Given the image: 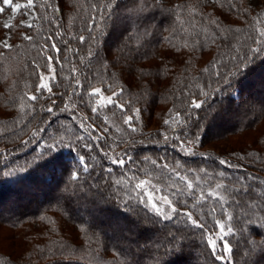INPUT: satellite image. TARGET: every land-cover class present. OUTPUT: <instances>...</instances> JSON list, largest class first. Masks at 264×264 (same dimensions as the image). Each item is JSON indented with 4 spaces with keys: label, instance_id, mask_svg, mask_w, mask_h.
Listing matches in <instances>:
<instances>
[{
    "label": "trees",
    "instance_id": "obj_1",
    "mask_svg": "<svg viewBox=\"0 0 264 264\" xmlns=\"http://www.w3.org/2000/svg\"><path fill=\"white\" fill-rule=\"evenodd\" d=\"M32 2L33 7H22L14 14L8 24L12 27H5L3 19L11 7L0 0V8L4 9L0 12V42L10 37L8 43L13 46L11 50L0 48V227L15 230L10 239L24 244L18 254L0 250V264H28L29 254L34 260L37 257L33 249L55 247L54 242H62L66 255L83 257L70 264H226L210 254L200 229L189 227L183 233L182 246L173 250L165 234L174 232L177 226L183 227V218L178 225L168 222L167 228L162 225L160 230L145 233L142 216L124 217V204L112 198L118 191L112 182H123L124 191L119 194L124 195L132 184L145 179L158 184L174 204L177 198L187 201V208L183 204L176 206L191 210L208 231L216 228V220L225 222L223 205L233 215L234 235L226 237L233 248L232 264H264V197L257 195L264 191V129L241 148L221 152L202 148L206 141L226 140L234 135L242 141L239 137L244 131L264 120V50L259 54L249 52L250 47H261L254 41H259V33L264 31V7H258L257 0H232L236 7L231 11L226 0H221L223 7L214 0H160L162 7L146 10V14L155 13L156 20L150 28L151 35L140 37L143 58L126 60L119 49L134 39L137 31L142 32L128 19L123 7L128 0H119L118 14L113 7L110 19L106 13L104 20L91 25V35L99 40V47L96 41L87 39L90 33L86 28L91 17L99 19L97 10L102 0ZM13 3L27 5L28 0ZM30 10L34 12L32 28L24 26ZM217 23L227 40L219 38ZM129 25L132 36L121 38L120 33ZM202 30L217 33L216 43L193 48L192 40ZM24 35L32 36L33 41L24 40ZM80 35L85 36L84 43L79 41ZM48 36H52L59 54L52 50ZM186 42L189 47H184ZM232 46L239 51H233ZM89 47L107 54V70L102 69L95 56L88 57ZM245 54L248 60L241 65L240 74L229 82L218 83L212 75L213 65L219 67L217 57L226 65L219 68L221 73L229 69L235 73L236 61L232 57L238 60ZM48 55L53 57L55 76L49 82L51 93L38 91V73L50 72L44 58ZM204 69L209 71L205 73ZM76 80L82 85L78 91ZM228 83L232 86L228 87ZM197 84L207 96L200 94ZM107 85L115 91L124 89L123 95L114 99L126 108L131 105L128 115L140 109L139 119L133 120L136 132L124 125L122 114L113 104H98V96L88 95L94 88L111 95ZM189 85L192 99L206 101L201 110L192 111L202 117L203 109L212 110L199 129L195 128V119L184 122ZM32 95H37L36 101L29 99ZM49 106L53 108L51 113L45 110ZM92 107L98 111L93 112ZM175 113H179L178 122L172 121ZM165 120L172 121L171 126ZM211 128L214 132H210ZM194 131L200 136L199 142L185 143L181 148V141L194 140ZM98 135L104 139L94 140ZM79 136L84 140H77ZM85 143L91 145L90 150L83 147ZM50 144L57 146L49 148ZM125 151L135 163L118 167L104 156V152L115 157ZM250 152L259 154L257 162L248 157ZM81 155L91 172L81 171ZM241 155L244 159L238 158ZM146 157L157 164L154 166ZM220 160L233 166L221 165ZM162 164H167L168 169H162ZM106 168L113 171L109 174L103 171ZM173 168L192 180L194 186L199 185L197 193L201 189L212 191L217 183L237 188L250 185L252 191L236 196L221 191L223 202L213 198L197 202L187 193L174 195L172 187L165 186L164 181L171 176L169 184L184 187L170 172ZM74 171H81L79 181L72 180ZM221 172L223 176L219 175ZM110 184L112 190L108 191ZM237 196L254 203L255 208L236 204L229 207ZM133 207L142 206L133 203ZM212 207L216 209L214 213L210 211ZM82 226L90 229L87 236L79 231ZM149 236L151 241L145 244ZM38 264L50 262L40 259Z\"/></svg>",
    "mask_w": 264,
    "mask_h": 264
},
{
    "label": "snow or ice",
    "instance_id": "obj_2",
    "mask_svg": "<svg viewBox=\"0 0 264 264\" xmlns=\"http://www.w3.org/2000/svg\"><path fill=\"white\" fill-rule=\"evenodd\" d=\"M215 3L221 4V0H214ZM3 3L5 5H8L14 9H20L22 7H28L31 8L33 7V2L32 0H28L27 5H21V4H14L13 0H3ZM226 3L229 6V10L235 9V3L232 2V0H226ZM224 5L221 4V7ZM257 6L258 7H264V0H257ZM115 7L117 9V14L119 13L121 4L119 3V0H102V5L101 7L98 8V16L97 17H91L90 18V25L89 27L86 28V31L90 33L89 37L87 38L89 41H96L97 47H99V40L91 35V33L94 31V28L91 25H97L99 24L100 20H104L106 18L105 14L107 13V18H111L112 12L111 10ZM124 9L126 10L128 14V19L132 21L133 24H136V27L138 29H142V32L137 31L136 32V37L128 42H126L121 49H119L123 55L124 59L126 60H134L137 56H140L143 58L142 53L140 52V48L143 45V41L140 40L141 35L144 37L150 36L151 31L150 28L154 25L155 20H156V14L149 12L146 14V10L148 9H156L159 7H162L160 5V0H128L127 3L123 5ZM176 8L180 7H185V6H175ZM4 9L0 8V12H3ZM139 21V22H138ZM215 23V22H214ZM25 27L32 28L33 25L31 23H26L24 25ZM5 27H12V25L6 24ZM217 28V33H219V38H222L224 40L228 39V36L223 35L221 30H220V25L217 23L216 24ZM228 31H239V29H229ZM133 32V28L131 25L125 28L124 32L120 33V37L123 38L125 35L131 37ZM217 33H207V30H202L200 33H197L196 36L192 40V47L193 48H202L205 45H207L209 42L210 43H216V40L218 38ZM101 36L104 35L103 31H101ZM115 35V32L112 34ZM260 40L259 41H254V43H260L261 47L260 48H254L250 47L249 52L253 54H259L262 50H264V31H261L259 33ZM10 37H6L2 42H0V48H4L7 50L12 49V45L8 43V40ZM23 39L26 41H33V37L29 35H24ZM53 51H55L57 54H59V49L56 47L55 42L52 40V36H48L46 38ZM79 41L81 43L85 42V36L80 35L78 37ZM169 43H171V40H169ZM175 47V45H173ZM184 47H189L188 43L186 42L184 44ZM127 49L125 52L124 49ZM179 51V49H177ZM232 50L238 52L239 49H236L234 46H232ZM46 51V49H42V52ZM3 54L0 53V56ZM92 56L96 57V62L100 63L102 69L107 70L108 69V60H107V54L106 53H101V52H95L89 47L88 49V57L91 58ZM45 60L47 61L46 67L49 68L50 73H53L51 77L43 75V73H38L39 79L41 81H46L49 80L50 78L52 80L55 79L54 76V69L51 67L53 57L48 55L44 57ZM84 59V58H81ZM219 67L216 65H213V71L212 75H214L217 79V82L225 81L229 82L235 77L236 75L240 74L241 71V65L244 64L248 60V55L245 54L244 56L239 57L237 60L236 57H232V60L236 61L234 64V67L236 68V72L233 73L231 69L227 72L221 73L219 68L220 67H226L224 64V61L221 60L219 57H217ZM36 68H39V65H34ZM91 66V65H90ZM74 71V70H73ZM209 70L204 69V72L207 73ZM206 86V85H205ZM231 83H228V87H231ZM189 88V93L186 96L187 103L184 104V101L181 100L180 103L184 104V116L187 118L184 122L187 123L189 120L195 119L197 123L195 124V128L199 129L201 126L202 120H208L209 117L211 116V108L203 109V116L197 114L196 112L192 111L193 109L195 110H201L202 106L206 103L205 100H196L192 99V93L190 91L191 85L187 86ZM196 87L200 90V94L203 96H207L208 93L203 90V87L199 84L196 85ZM82 88V85L79 80H76V85L75 89L78 91L79 89ZM107 88L109 91L112 92V96H109L107 98L109 104H113L114 107L118 108L120 113L122 114V119L123 123L125 126H127L128 129H130V132L134 133L137 131V127L133 126V120L134 117L135 119H139V113L140 109H135L133 115H128L127 113L129 111H132L131 105H129L127 108L125 107V104L118 103L115 101V97L117 96H122L124 89L120 88L119 91H115L111 85H107ZM46 90L48 93L52 92V88L49 86L47 83L41 82L38 85V91L39 90ZM101 89L100 88H94L90 93H88L89 96L91 97H96L101 94ZM75 94V93H74ZM31 101H36L37 100V95H32L29 97ZM55 103V101H53ZM64 108H68V104L65 103ZM47 112L51 113L53 112V108L49 106L47 109H45ZM93 112H97L98 108L97 107H92L91 109ZM179 113H175L172 116V121H179ZM105 123L107 122V117L104 118ZM172 121L165 120L164 123L166 125H170ZM81 127H84L83 123H81ZM95 130V129H94ZM119 130V129H117ZM105 132H107V128L104 129ZM193 137L194 140H189L187 142L181 141V148L184 147L185 143L188 144H193V143H198L200 140V136L198 132H193ZM104 139L103 136H96L94 137V140H101ZM165 139L167 140L168 137L165 135ZM179 139V137H177ZM77 140L83 141L84 137L79 136L77 137ZM136 141L133 139V143ZM59 142H57L58 144ZM57 144H50L49 148H55ZM84 148L91 149V145L89 144H83ZM101 151H103L101 149ZM235 155V154H233ZM248 157L253 158L254 163L256 161V157L259 154H253V153H248ZM104 156L110 158L111 163L113 165H116L118 167H124L126 164H133L135 161L132 159V157L125 151L122 155H118L115 157H109L108 152H104ZM239 159H244V156L241 155L238 157ZM146 160H149L151 164L154 166L157 164L156 161L150 160L149 158H145ZM80 165H81V171L88 173L91 172L90 165L85 161V157L81 155L79 157ZM219 163L221 165L229 166L232 167L233 165H230L228 161L225 160H220ZM162 169H168L167 164H162L160 165ZM81 171H74L71 173L72 180L74 181H79L81 178ZM103 171L108 172L109 174L113 171L112 168H106L103 169ZM170 172L177 177L178 181H182L184 183V187L180 188L175 185H171L168 183L170 181L171 176L168 177L167 180L164 181L165 186L167 187H172L173 194L179 193L180 195H184L187 193L189 196H191L194 200L197 202L203 201L206 202L207 198H213L217 200L218 202H223L225 200V196L221 194V191L223 192H231L233 196H236L237 193H244L245 195H248L252 189L250 185H241L240 187H230V186H225L223 184L217 183L214 185L212 191L206 192L205 190L201 189L199 193L196 192V188L199 187L198 184L194 186V183L192 180H189L186 176L180 175L178 172L175 171V169H170ZM94 174V173H93ZM207 175V173H205ZM219 175L223 176V173H219ZM244 179H247L245 177ZM253 179H258L256 177H253ZM116 186H118V191L113 195V199H119L121 203L124 204V208L121 210L122 214L126 219L132 218L135 216H142L143 217V222H144V228H145V233L152 231L153 229L160 230L161 226L163 225L164 228L168 227V222L178 225L181 218H183V227H176V230L173 232L169 230L165 234V238L169 239V243L173 245V250H176L182 246V236L183 233L188 230L189 227L194 228V229H200L201 230V235L203 236L205 243L207 244L210 254L214 257L215 260H219L222 262H226V264H232L231 256L233 253V248L230 244V241L226 239V237L230 235H234L233 228L231 226V222L233 220V215L230 212H227L226 208L222 205V211L225 213L226 220L225 222H221L220 220H216V228L213 231H208L206 229V225L203 221H201L198 217L193 216V212L191 210L185 211L181 208H178L176 204H183L184 208L188 207V202L181 200L177 198L176 204L173 203V200L169 198L168 195H160L158 198L155 196V193L162 191L160 188H158L156 185H151L148 181L141 180L138 183L132 184L131 189L127 191L124 195H120V192H123L124 189L122 187V181L121 180H116L114 182ZM146 185H148L151 188V191H148L146 188ZM112 190V184L109 185L108 191ZM135 193V195L133 194ZM101 195H105L104 193H101ZM258 196L264 197V191H261L260 193L257 194ZM133 203L136 205L142 206L141 208H136L133 207ZM231 204H236L241 208H255L254 203H249L248 201H242L239 199L237 196L235 199L231 200L229 203V207ZM193 207L196 206L194 203L192 205ZM165 208L168 209V211H165ZM211 212H215L216 209L215 207H212L210 209ZM43 219V218H41ZM49 223H53L49 221ZM51 232V229L49 230ZM79 231L83 233L85 236L88 235V232L90 229L87 226H82L79 228ZM51 238V237H50ZM151 241V237H147L145 240V244H148ZM91 237H88V243L90 244ZM55 247L52 248H45V249H33L34 252L37 253V257L34 260L32 258V255L29 254L28 256V264H38V261L40 259H45L50 262V264H70L72 260H82V256L78 255H66L65 250H64V245L62 242H54Z\"/></svg>",
    "mask_w": 264,
    "mask_h": 264
},
{
    "label": "rangeland",
    "instance_id": "obj_3",
    "mask_svg": "<svg viewBox=\"0 0 264 264\" xmlns=\"http://www.w3.org/2000/svg\"><path fill=\"white\" fill-rule=\"evenodd\" d=\"M14 4H17V3H14ZM18 4L24 5L23 3H18ZM19 10L20 9H14L11 7L9 13H7L3 19L4 24L5 25L9 24L11 22L13 16H14V14L16 12H18ZM33 19H34V12H33V10H30L27 13L24 22L25 23H31V22H33ZM112 41H114V40L112 39ZM120 46H121V44L117 41V47L119 48ZM43 75L51 77V75H53V73L48 72V73H43ZM50 79L46 80V81H41V82L49 84ZM109 96H112V94L111 95H105L104 92H101V94L98 96V104L102 105V104H105L106 102H108L107 98ZM263 121L260 122L254 129L244 131V134L241 137H239V138L243 139L242 141L240 139H238V136L234 135V136H232L226 140L222 139V140H218V141H210V142L206 141L202 145V148L203 149L210 148L212 150H215V151L217 150V151L221 152V151H231V150H233V148L244 147L242 144L249 143L250 141H252L254 138H256V133L261 132L264 129ZM210 132H214V129L211 128ZM236 138L240 141L236 142ZM194 145H196V143H194ZM145 181H148L151 185H156L158 188H161L158 184L151 181L150 179H145ZM146 188L148 191H151V188L148 185H146ZM160 195H167V194H165L162 191L155 193V196L157 198ZM165 211H168V209L165 208ZM14 231L15 230H13L9 227H5V226L0 227V250L6 251V252L7 251H15V253L18 254V253H20V248H24V244H21L23 242L19 241L18 239H16V240L10 239V235L13 236V233H15ZM15 244H17L18 247H15Z\"/></svg>",
    "mask_w": 264,
    "mask_h": 264
}]
</instances>
